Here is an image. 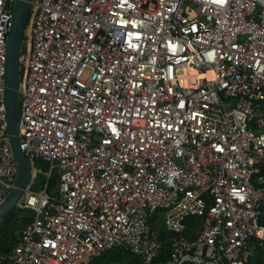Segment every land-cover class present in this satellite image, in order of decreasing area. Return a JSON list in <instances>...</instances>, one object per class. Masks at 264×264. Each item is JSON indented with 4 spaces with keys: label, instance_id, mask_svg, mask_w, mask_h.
Instances as JSON below:
<instances>
[{
    "label": "built area",
    "instance_id": "1",
    "mask_svg": "<svg viewBox=\"0 0 264 264\" xmlns=\"http://www.w3.org/2000/svg\"><path fill=\"white\" fill-rule=\"evenodd\" d=\"M18 0H0V203L18 166L5 109ZM20 151L56 192L0 264H252L264 243V0H32ZM21 71V70H20ZM162 218L164 228L159 227Z\"/></svg>",
    "mask_w": 264,
    "mask_h": 264
},
{
    "label": "water",
    "instance_id": "2",
    "mask_svg": "<svg viewBox=\"0 0 264 264\" xmlns=\"http://www.w3.org/2000/svg\"><path fill=\"white\" fill-rule=\"evenodd\" d=\"M31 1L32 0H18L16 2L7 44L5 90L6 123L9 144L16 158L19 175L15 187L0 203V217L8 214L18 206L24 192L30 186L32 180V162L20 151L17 133L20 105L18 87L21 72V45Z\"/></svg>",
    "mask_w": 264,
    "mask_h": 264
},
{
    "label": "trees",
    "instance_id": "3",
    "mask_svg": "<svg viewBox=\"0 0 264 264\" xmlns=\"http://www.w3.org/2000/svg\"><path fill=\"white\" fill-rule=\"evenodd\" d=\"M29 27V16L27 23L24 28L23 39L27 40ZM23 68L20 72L23 75ZM33 162V161H32ZM48 166V163H46ZM32 178H33V164H32ZM47 183V190L53 189L57 186L56 175L51 176L47 182L43 179L42 187ZM50 193V192H49ZM25 212L19 205L18 208H14L8 214L0 217L1 222L3 221V227L0 229V254L10 250L18 241L21 231L24 227L32 220L33 213L21 214ZM264 223V220L262 221ZM170 238V235L160 230V239L162 240V250L159 257L153 264L166 260L169 256L170 248L166 240ZM138 259L130 252L123 249H114L104 252L99 258H97L92 264H136ZM252 264H264V243L255 245V256L252 259Z\"/></svg>",
    "mask_w": 264,
    "mask_h": 264
},
{
    "label": "rangeland",
    "instance_id": "4",
    "mask_svg": "<svg viewBox=\"0 0 264 264\" xmlns=\"http://www.w3.org/2000/svg\"><path fill=\"white\" fill-rule=\"evenodd\" d=\"M27 37H28V34H27ZM25 50H26V42L23 39L22 45H21V54H23L25 52ZM22 68H23V64L21 61V66H20L21 71H22ZM32 164H33V178L31 180L30 186L33 189L38 190V189L42 188L43 179L45 180V182H47V180H48L47 176H48L49 169H48V166H46L45 162H43V161H33ZM52 176H54V175H52ZM49 192L51 194L55 193L56 187L54 189L51 187ZM15 208H18V206ZM23 210H25V209H23ZM28 211H30V210H25V212H21V214L29 213ZM3 224H4V222L3 221L1 222V220H0V229L3 227ZM159 227L164 228L162 218L159 222Z\"/></svg>",
    "mask_w": 264,
    "mask_h": 264
}]
</instances>
